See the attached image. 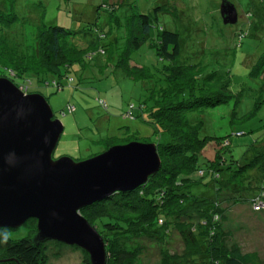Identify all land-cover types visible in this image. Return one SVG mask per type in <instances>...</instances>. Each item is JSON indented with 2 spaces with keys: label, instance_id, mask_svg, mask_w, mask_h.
Returning a JSON list of instances; mask_svg holds the SVG:
<instances>
[{
  "label": "trees",
  "instance_id": "1",
  "mask_svg": "<svg viewBox=\"0 0 264 264\" xmlns=\"http://www.w3.org/2000/svg\"><path fill=\"white\" fill-rule=\"evenodd\" d=\"M100 8L107 16L78 33L40 26L29 35L19 27L16 35L10 15L0 10V78L24 94H37L41 87L59 91L85 73L105 78L116 71L126 77L136 72L147 86L142 101L125 118L139 120L159 138L154 144L157 170L133 190L115 192L78 211L102 240L103 264H141L145 252L155 255L157 264H260L255 253L228 245L224 223L231 206L264 199V136L248 147L242 161L235 162L222 159L229 144L225 136L204 133L205 118L217 106L231 103L229 120L237 116L245 89L231 94L227 72L201 73L196 64L179 61V33L158 24V15L167 14L163 5L155 6L151 14L131 16L118 14L116 4ZM143 44L154 52L158 68L138 67L131 61L130 53ZM253 68L256 87L264 91V53ZM94 99L101 111L107 110L103 99ZM73 111L68 104L63 109L66 114ZM203 149L213 151L212 162L200 160ZM195 185L211 187L213 197L192 195ZM27 221L33 238L0 244V264H47L45 246L63 245L35 241V221ZM72 248L82 253L80 264H90L84 251Z\"/></svg>",
  "mask_w": 264,
  "mask_h": 264
},
{
  "label": "rangeland",
  "instance_id": "2",
  "mask_svg": "<svg viewBox=\"0 0 264 264\" xmlns=\"http://www.w3.org/2000/svg\"><path fill=\"white\" fill-rule=\"evenodd\" d=\"M225 1L234 7L236 22L233 25L222 23L218 12L221 0H0V10L10 15L8 19L16 35V27L29 35L40 26H56L78 33L107 16L100 6L116 4L119 7L118 14L131 16L135 13L151 14L155 6L163 5L167 14L158 15V24L179 33L182 47L179 61L196 64L201 73L213 70L227 72L231 81V94H237L239 88L245 89L235 118L229 120L231 103L217 106L205 118L207 124L204 133L225 136L229 143L222 153V159L237 162L242 161L249 146L258 144L264 136V99L261 98L264 91L257 89V83L254 82L257 79L253 78L254 73H257L253 67L264 53V0ZM236 33L241 39L237 47ZM130 56L138 67L147 66L154 70L160 65L152 49L145 44L131 52ZM103 77V74L85 73L80 81L74 78L73 84L77 87L71 84L62 85L59 91L51 87L36 90L62 127L51 154L52 160L67 157L73 162H81L103 152L107 147L129 143L155 144L158 141L159 138L152 135L148 126L139 120L125 118L146 94L144 90L147 86L137 79V73L126 77L116 71ZM96 96L106 102L107 110L104 112L96 106ZM259 99V105L251 110ZM67 104L74 107V113L63 112ZM241 115H244L243 119L239 120ZM213 156V151L203 149L200 160L212 162ZM190 193L198 197H213L212 188L206 186L195 185L191 187ZM226 216L224 229L230 235L228 245H236L241 252L255 253L262 264L264 199L253 206L247 203L231 206ZM31 226L26 221L16 229H8L12 237L9 240L32 239ZM72 247L53 243L46 245L47 264H80L82 253ZM144 257L139 263L157 264L155 255L145 252Z\"/></svg>",
  "mask_w": 264,
  "mask_h": 264
},
{
  "label": "water",
  "instance_id": "3",
  "mask_svg": "<svg viewBox=\"0 0 264 264\" xmlns=\"http://www.w3.org/2000/svg\"><path fill=\"white\" fill-rule=\"evenodd\" d=\"M223 24L236 22L221 0ZM62 131L44 99L0 78V229L35 221L37 242L74 246L103 264V243L78 211L145 182L159 166L154 144L111 146L81 162L51 154Z\"/></svg>",
  "mask_w": 264,
  "mask_h": 264
},
{
  "label": "clouds",
  "instance_id": "4",
  "mask_svg": "<svg viewBox=\"0 0 264 264\" xmlns=\"http://www.w3.org/2000/svg\"><path fill=\"white\" fill-rule=\"evenodd\" d=\"M11 238L12 237L8 229H0V244H7Z\"/></svg>",
  "mask_w": 264,
  "mask_h": 264
},
{
  "label": "built area",
  "instance_id": "5",
  "mask_svg": "<svg viewBox=\"0 0 264 264\" xmlns=\"http://www.w3.org/2000/svg\"><path fill=\"white\" fill-rule=\"evenodd\" d=\"M20 91H21V90H20ZM68 108H69V109H67L68 111H72V109H71L70 107H68ZM253 205H254V204H253ZM253 205H252V206H253Z\"/></svg>",
  "mask_w": 264,
  "mask_h": 264
},
{
  "label": "crops",
  "instance_id": "6",
  "mask_svg": "<svg viewBox=\"0 0 264 264\" xmlns=\"http://www.w3.org/2000/svg\"><path fill=\"white\" fill-rule=\"evenodd\" d=\"M75 111V110H74ZM74 111H73V113H74Z\"/></svg>",
  "mask_w": 264,
  "mask_h": 264
}]
</instances>
